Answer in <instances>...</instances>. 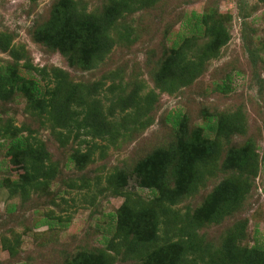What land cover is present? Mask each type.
Listing matches in <instances>:
<instances>
[{
  "label": "rangeland",
  "instance_id": "obj_1",
  "mask_svg": "<svg viewBox=\"0 0 264 264\" xmlns=\"http://www.w3.org/2000/svg\"><path fill=\"white\" fill-rule=\"evenodd\" d=\"M123 1L0 0V74L11 69L0 80V264H177L178 227L189 223L193 245L223 264H264L254 250L264 244V0H155L132 13ZM60 3L112 22V48L93 68L79 63L99 49L90 28L73 55L38 41L52 36ZM196 16L217 29L184 45L188 60L207 57L202 73L162 90L158 77ZM58 71L67 84L35 99ZM71 116L88 131L64 122ZM23 140L44 147L52 178L27 172ZM183 146L211 174L180 167ZM141 236L145 256L131 249Z\"/></svg>",
  "mask_w": 264,
  "mask_h": 264
},
{
  "label": "trees",
  "instance_id": "obj_2",
  "mask_svg": "<svg viewBox=\"0 0 264 264\" xmlns=\"http://www.w3.org/2000/svg\"><path fill=\"white\" fill-rule=\"evenodd\" d=\"M155 0H125L123 1V4L125 6V10L128 12L132 13L136 10L142 9L145 5H150L154 2ZM197 20H190L189 23L185 25L186 29L183 33H180L179 35V41H176L174 44L173 48L178 53V58L179 60L173 63V66L170 64H167L164 66V70H162L161 75L158 77V83L161 84L160 87L162 90L165 91H170L174 92L180 88L186 87L189 84H192L194 81H196L203 69V64L206 61L207 57L203 55V57H198L197 59L194 60H188L184 56V50H185V44L187 45L188 43V35H199V36H214L217 33V29L213 26H210L205 18L196 16ZM112 26V22L110 20L106 19H99L96 18L93 15L86 14V13H80L77 7H70L66 3H60V5L54 10L53 12V18L50 24L47 25L45 31L51 32L52 36L50 37H38V41L40 43H43L51 48L58 49L60 50L63 54L65 55H70L72 54V49H70V44L75 40V38L81 37L82 34H84L83 30L87 28V30L90 28V30H94V32H98L99 36L95 40L91 41V47L94 46L95 48L99 49L96 53V55L92 58L90 57L89 59H83L79 61L81 64H89L92 68L95 66V64L98 61H103L104 56L111 50L112 48V43L110 41L111 38L109 37V31ZM190 28V30H188ZM223 32V31H222ZM59 34H64V35H59ZM108 34V35H107ZM222 33L218 31V35L220 36ZM66 39L62 41V39ZM100 38L104 39L105 41L102 42L99 45V41L101 40ZM227 42V41H226ZM6 47H10L9 42L4 43ZM184 48V49H183ZM71 50V51H70ZM12 54L15 56V51H12ZM86 54V53H84ZM73 55V54H72ZM74 64L73 62H71ZM76 64V63H75ZM90 67V68H91ZM10 67L2 68L0 74V80L2 82H10ZM61 71H58L55 73V78L54 80L49 81L48 86L41 85L40 83H37L39 85V88H36L34 91V98H42L44 96H50L52 98H55L56 95L58 94V91L67 84L65 80V76H63ZM55 84V86L50 87V85ZM36 84V82H35ZM36 84V86H37ZM79 95H77L75 92H73V99H76V103L78 107H84L82 102V99L80 97V93L78 92ZM46 103V101H44ZM50 105V104H49ZM48 105V106H49ZM69 121H64L66 122H71L74 124L73 126L77 130H82L85 129V131H88L89 127L86 123L84 122H78V119H76L74 116L72 117ZM173 121L175 122V127L179 128L182 125V120L181 116H173L171 117ZM64 123V124H65ZM68 124L66 126L67 130H70L69 126L71 125ZM62 124V122H61ZM76 124V126H75ZM144 126V125H142ZM216 126V125H214ZM219 127V126H218ZM216 130V129H214ZM213 130V131H214ZM9 129H6L3 133H8ZM4 134L3 137L8 138V136ZM100 136V135H99ZM210 136L208 135L207 138ZM211 139V138H209ZM20 151L23 153L21 154L23 164L27 170V172L30 175H33L35 177V180H48L51 177L50 173L45 169V162L48 159L47 153L43 150L44 147L40 146L39 144L38 147L35 145L30 144L29 142H20ZM43 147V148H42ZM177 159H178V165L180 167L183 166V161H185L188 165L191 166H196L198 171L201 174H208L209 172L204 168L208 166V163L206 159L202 158V161L198 159V157L191 151L187 149V147H180L178 149V152L176 153ZM213 168V167H212ZM178 177L181 178L183 176V173L179 170L177 171ZM211 174V173H209ZM158 182V181H157ZM151 190V193L154 196H158L155 185H149L148 186ZM158 190V186H157ZM167 214H164V217H166ZM166 228V227H165ZM168 228V227H167ZM193 225L189 223L188 225H184L181 227H178V230L182 233L183 235V241H182V246L181 250H179V256H178V263L177 264H223L221 258L217 255H212L210 250H205V253L200 251L198 246H194L192 243V239H194L193 233ZM182 238V237H181ZM147 240V237L141 236L138 240V242L135 244V248H132V251H137L140 252L141 256H145L143 253L144 247L141 246L139 247L140 244L145 242ZM126 241V237L123 242ZM122 243H115L111 239L106 238V244L113 245L116 248H122L124 244ZM112 250H114V247H112ZM254 250L256 252H261L264 254V244H255ZM138 256V253H136ZM104 259L109 260V256H106L102 254Z\"/></svg>",
  "mask_w": 264,
  "mask_h": 264
}]
</instances>
